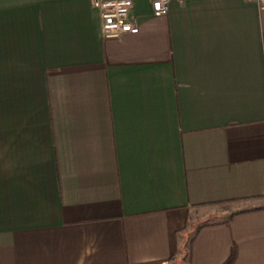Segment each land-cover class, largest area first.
<instances>
[{"label":"crops","instance_id":"1","mask_svg":"<svg viewBox=\"0 0 264 264\" xmlns=\"http://www.w3.org/2000/svg\"><path fill=\"white\" fill-rule=\"evenodd\" d=\"M0 0V264H264V9Z\"/></svg>","mask_w":264,"mask_h":264},{"label":"built area","instance_id":"2","mask_svg":"<svg viewBox=\"0 0 264 264\" xmlns=\"http://www.w3.org/2000/svg\"><path fill=\"white\" fill-rule=\"evenodd\" d=\"M260 9H264V0H255ZM171 0H152L153 15L167 14ZM93 6L99 10L102 20V33L105 37H121L138 32V26L130 17L133 0H93Z\"/></svg>","mask_w":264,"mask_h":264},{"label":"trees","instance_id":"3","mask_svg":"<svg viewBox=\"0 0 264 264\" xmlns=\"http://www.w3.org/2000/svg\"><path fill=\"white\" fill-rule=\"evenodd\" d=\"M233 257H234V252L231 254L230 258L224 264H230L231 261L233 260Z\"/></svg>","mask_w":264,"mask_h":264}]
</instances>
